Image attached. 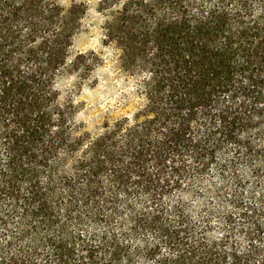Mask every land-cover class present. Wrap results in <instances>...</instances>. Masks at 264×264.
Here are the masks:
<instances>
[{"label": "trees", "instance_id": "trees-1", "mask_svg": "<svg viewBox=\"0 0 264 264\" xmlns=\"http://www.w3.org/2000/svg\"><path fill=\"white\" fill-rule=\"evenodd\" d=\"M134 111L59 80L91 4ZM264 0H0V264H264Z\"/></svg>", "mask_w": 264, "mask_h": 264}, {"label": "rangeland", "instance_id": "rangeland-1", "mask_svg": "<svg viewBox=\"0 0 264 264\" xmlns=\"http://www.w3.org/2000/svg\"><path fill=\"white\" fill-rule=\"evenodd\" d=\"M63 3L69 5L71 0H63ZM102 25L103 18L92 3L83 20V28L74 39L70 58L94 51L102 61L87 77L67 73L58 83L63 100L68 93L72 95L78 121L85 122L90 129L100 125L107 116L115 118L134 111L141 102L134 93L136 79L118 70L117 51L113 45L104 44Z\"/></svg>", "mask_w": 264, "mask_h": 264}]
</instances>
